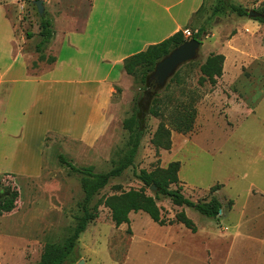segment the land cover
Returning <instances> with one entry per match:
<instances>
[{
	"label": "rangeland",
	"instance_id": "rangeland-1",
	"mask_svg": "<svg viewBox=\"0 0 264 264\" xmlns=\"http://www.w3.org/2000/svg\"><path fill=\"white\" fill-rule=\"evenodd\" d=\"M44 1L57 33L65 27L82 25L88 13L86 0ZM33 2L0 0L16 36L22 32L32 35L26 51H33L31 66L39 61L32 73L40 75L52 68L47 58L56 57V49H52L51 44L45 47L46 60L40 61L35 49L40 41V16ZM233 2L249 11H260L261 4L256 6L258 0ZM212 9H205L200 14L201 21L190 27L192 36L201 28L206 30L200 58L194 65L178 70L180 88L174 85L163 93V96L181 98L186 103L196 101L193 131L183 135L173 130L171 150H157L152 138L160 120L150 117L134 166L120 178L113 179L94 199L93 205L102 197L118 193L114 186H121V191L140 189L143 185L135 173L141 170L152 171L157 166L166 168L172 162H180L179 179L184 196L195 203L217 197L223 205L220 216L209 218L196 209L175 206L170 199L161 197L158 205L167 219L185 212L196 225L197 232L182 224L161 227L144 212L132 213L130 225L116 228L109 209L102 205L99 218L80 236L66 264H264L263 247L248 236L264 230V46L255 44L252 51L255 60L248 62L246 70L228 69L226 77L218 80L215 87L209 83L200 86V65L217 46L211 36L212 29H218L216 33L234 31L229 24L223 27L225 21L212 16ZM143 91L139 82L129 77L122 87H115L104 133L86 143L49 132L41 175L10 177L9 182L0 186V198L6 194L7 186L15 188L20 196L15 211L0 218V251L13 245L26 254L24 260L1 254V264L37 263L47 243L61 244L71 234L82 214L80 206L84 192L80 176L62 165L59 155H65L78 167L93 166L98 173L113 169L130 147V134L123 122L133 114L134 100ZM231 102L244 108L232 107L234 103ZM29 105L25 100L20 108L26 109ZM43 115L51 125L57 122L44 110ZM4 153V147L0 146V158ZM216 186L219 190L212 193Z\"/></svg>",
	"mask_w": 264,
	"mask_h": 264
},
{
	"label": "crops",
	"instance_id": "crops-1",
	"mask_svg": "<svg viewBox=\"0 0 264 264\" xmlns=\"http://www.w3.org/2000/svg\"><path fill=\"white\" fill-rule=\"evenodd\" d=\"M86 1L88 13L82 25L55 32L51 48L56 49V63L40 75H33L28 69L34 58L31 49L26 51L30 40L23 32L16 36L0 3V146L5 150L0 158V176H40L49 132L86 143L104 133L115 87L129 81L125 59L180 31L190 30L196 21H201L200 14L214 7L217 0ZM263 2L258 0L256 6ZM218 20L225 21L223 27H234L231 34L212 29L217 46L210 54L225 56L221 81L228 69L244 71L248 62L255 60V44L264 46V24L232 13ZM25 100L30 103L29 108L21 109ZM231 103L232 107L244 108ZM43 110L57 122H46ZM248 236L263 247L264 255V230ZM1 254L19 260L26 257L20 247L13 245L0 251V264Z\"/></svg>",
	"mask_w": 264,
	"mask_h": 264
},
{
	"label": "trees",
	"instance_id": "trees-1",
	"mask_svg": "<svg viewBox=\"0 0 264 264\" xmlns=\"http://www.w3.org/2000/svg\"><path fill=\"white\" fill-rule=\"evenodd\" d=\"M248 12L247 8L234 4L233 0H217L212 9V16L221 18L228 13H232L239 17H248ZM259 12L264 15V2L261 4ZM252 19L264 23V18ZM205 31V28H201L189 39L185 38L183 32L180 31L167 40L151 45L145 51L125 59L124 70L126 74L137 83L139 82L144 90L134 100L133 114L123 122L124 129L130 134V147L113 169L105 173L96 172L93 166L78 167L65 155H59L61 164L68 168L70 172L80 176L81 187L84 192V201L80 206L82 214L78 217L77 224L71 234L61 244L47 243L40 261L34 264H66L74 254L80 236L87 230L89 224L99 218V207L102 205L109 209L112 222L116 228L125 224L130 225V215L132 213L144 212L161 227L182 224L196 233V225L187 217L185 212L177 213L174 219H167L163 215L162 208L158 205L161 197L170 199L175 206L196 209L209 218L220 216L223 205L217 197L213 196L208 202L195 203L184 196L183 186L179 179L180 162H172L166 168L157 166L152 171L141 170L139 173H135L137 179L143 185L140 189L121 191V186H114V190L118 193L102 197L97 204L93 205L94 199L113 179L120 178L125 171L134 166L141 143L148 130L150 117L160 120L152 138V144L157 150H171L173 130L183 135L193 131L197 117L196 101L193 99L186 103L181 98L173 99L171 96H163V93L174 85L177 88L182 86L179 71L171 78L166 89L161 88L158 92L153 89L155 85L153 74L157 64L174 49L190 40L202 41ZM39 36L40 41L35 49L40 54V61H45V47L51 44L55 36L53 21L48 13L44 17H40ZM27 38H32V35L27 34ZM47 61L53 66L56 63V57L47 58ZM224 63V55L210 54L205 62L200 65L199 85L204 86L209 83L212 87H215L218 80L223 76ZM31 64L32 66L30 65L28 68L30 73H32V69L38 67L39 61ZM194 64L195 62H191L183 66ZM32 74L35 75L36 73ZM10 177L15 176L12 174L0 176V186L4 185L5 182H9ZM152 186L157 188V192H149ZM7 187L6 194L0 198V217L13 213L20 198L19 192L15 188ZM217 190H219V186L214 187L211 192L215 193Z\"/></svg>",
	"mask_w": 264,
	"mask_h": 264
},
{
	"label": "water",
	"instance_id": "water-1",
	"mask_svg": "<svg viewBox=\"0 0 264 264\" xmlns=\"http://www.w3.org/2000/svg\"><path fill=\"white\" fill-rule=\"evenodd\" d=\"M38 14L40 17L46 15V7L44 0H34ZM249 18H264V15L260 12L250 10L248 12ZM202 47V41L190 40L185 42L178 48L174 49L166 58L161 60L153 74L155 79V85L153 87L155 92H158L161 88H164L168 81L176 74V72L185 64L196 62L200 58V50ZM150 192H157L155 186L150 187Z\"/></svg>",
	"mask_w": 264,
	"mask_h": 264
},
{
	"label": "built area",
	"instance_id": "built-area-1",
	"mask_svg": "<svg viewBox=\"0 0 264 264\" xmlns=\"http://www.w3.org/2000/svg\"><path fill=\"white\" fill-rule=\"evenodd\" d=\"M183 34L185 36V38H191L192 37V32L190 30H184Z\"/></svg>",
	"mask_w": 264,
	"mask_h": 264
}]
</instances>
